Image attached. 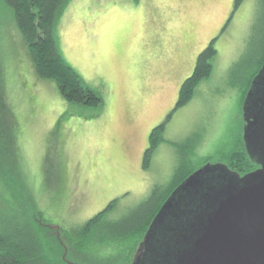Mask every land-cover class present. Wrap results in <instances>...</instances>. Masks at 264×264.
Masks as SVG:
<instances>
[{"label":"rangeland","instance_id":"1","mask_svg":"<svg viewBox=\"0 0 264 264\" xmlns=\"http://www.w3.org/2000/svg\"><path fill=\"white\" fill-rule=\"evenodd\" d=\"M234 1L68 0L58 19L59 47L83 80L103 93L98 116L67 102L53 80L37 74L12 13L0 5V142L9 133L18 136L6 160L17 173L0 174L11 176L0 208L18 209L30 195L36 206L28 211H42L51 224L38 228L47 232L41 237L47 252L66 264H92L75 245L67 244L66 257L56 238L66 237L65 230L74 236L114 199L109 218L119 221L154 185L170 181L181 163L200 169L206 159L235 149L242 94L229 80L235 75L228 73L230 52L249 32L257 0H246L232 17L212 75L197 82L194 98L173 113L159 134L150 172L142 170L154 128L175 108L182 83L221 33ZM83 236L78 232L74 241Z\"/></svg>","mask_w":264,"mask_h":264},{"label":"trees","instance_id":"2","mask_svg":"<svg viewBox=\"0 0 264 264\" xmlns=\"http://www.w3.org/2000/svg\"><path fill=\"white\" fill-rule=\"evenodd\" d=\"M67 1L0 0V5L12 13V19L25 40L31 63L37 74L42 78L53 80L67 102L83 106L91 111H97L92 112V115L98 116L100 109L104 107L103 93L97 88L90 87L83 80L78 71L66 61L59 47L57 39L58 19L60 11ZM245 1H234V12H231L230 18L224 23L221 33L219 31L214 35L208 45L198 54L195 70L182 83L175 108L162 124L154 128L151 142L144 151L142 168L144 173L151 170L155 149L158 143H162L159 134L162 130L165 131L173 113L194 98L196 94V90L193 89L194 85L212 75L218 54V43L225 38L227 39L226 34L232 24V17L241 9ZM2 41L3 38L0 36V50ZM230 53L233 54L230 58L232 60L228 73L234 72L235 75L229 80L235 82L241 92L240 94H242L240 100L242 110L241 131L235 138L236 147L234 150L232 149L230 153L226 152L227 154L225 153L223 157L217 155L210 157L206 159L205 164L222 163L230 170L244 175L259 167L257 162L250 158L245 145L243 133L246 120L243 104L253 80L264 65V0H257L254 19L249 32L240 36L238 46H232ZM157 132L159 133L157 134ZM7 137L3 143L0 142V155L2 156L0 174L4 171L7 173V169H11L15 174L17 171L14 164L12 167V165H8L6 160L12 157L14 150L11 149L14 148L13 144L18 136L16 133H9ZM235 163L238 165L237 167ZM196 170H186L184 164L181 163L170 181L162 183V185H154L147 197L139 205L125 212L126 214L121 216L119 221H111L112 218H109L110 212L113 213L119 201V199L112 200L105 209L99 211L90 220H86V224L78 225L74 236L65 230L66 237L59 236L61 241L58 240L59 237L56 238L57 249L62 250L68 257L69 246L81 247L85 253L84 256L86 255L85 257L92 264H132L140 242L162 205L172 192ZM8 177L11 178L10 173H8ZM8 177H0V204L5 201L10 193L7 191V187H9L7 184ZM7 203L9 204V202ZM31 203L35 205L36 202L30 195H26V199L20 202L21 206L18 209L15 207H11L9 210L0 208V264H66L64 259L47 252V246H45L44 239L41 238L47 232L45 230L43 233L38 228L47 229L51 224L47 223L48 220L43 217L42 211L36 213L35 208V211H28L30 208L32 209ZM80 231L82 234L84 233L83 238L74 241L78 232L81 234ZM79 242L80 244H76ZM124 242H126L125 245L114 247V243L122 245ZM109 248L117 251L116 255L109 252L102 257H96L93 254L95 253L93 252L94 249L106 251Z\"/></svg>","mask_w":264,"mask_h":264},{"label":"water","instance_id":"3","mask_svg":"<svg viewBox=\"0 0 264 264\" xmlns=\"http://www.w3.org/2000/svg\"><path fill=\"white\" fill-rule=\"evenodd\" d=\"M243 111L245 145L259 167L194 171L162 205L132 264H264V65Z\"/></svg>","mask_w":264,"mask_h":264}]
</instances>
